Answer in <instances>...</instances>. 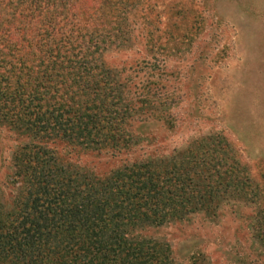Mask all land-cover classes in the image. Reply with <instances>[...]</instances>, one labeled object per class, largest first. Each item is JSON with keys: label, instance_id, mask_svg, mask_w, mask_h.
Here are the masks:
<instances>
[{"label": "rangeland", "instance_id": "374dc122", "mask_svg": "<svg viewBox=\"0 0 264 264\" xmlns=\"http://www.w3.org/2000/svg\"><path fill=\"white\" fill-rule=\"evenodd\" d=\"M87 3L97 8L86 19L93 50L119 96L112 127L120 136L102 148L45 140L56 159L99 178L137 169L119 185L130 209L144 202V172L157 169L164 179L171 164L174 174L187 170L195 187L179 195L189 210L127 237L166 244L171 264H264V0ZM15 136L0 126V182L22 141ZM211 165L229 175L230 186L218 183L215 196L201 173Z\"/></svg>", "mask_w": 264, "mask_h": 264}, {"label": "trees", "instance_id": "16d2710c", "mask_svg": "<svg viewBox=\"0 0 264 264\" xmlns=\"http://www.w3.org/2000/svg\"><path fill=\"white\" fill-rule=\"evenodd\" d=\"M83 1L82 12V0H0V126L22 139L0 182V264H171L166 244L127 234L189 210L179 195L192 185L187 170L174 174L171 164L164 179L157 169L144 172V202L130 209L119 185L137 169L99 178L60 164L45 142L66 136L101 147L120 136L112 127L115 81L86 21L97 8ZM201 173L211 195L218 183L230 186L228 172L214 165Z\"/></svg>", "mask_w": 264, "mask_h": 264}]
</instances>
